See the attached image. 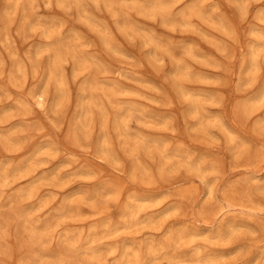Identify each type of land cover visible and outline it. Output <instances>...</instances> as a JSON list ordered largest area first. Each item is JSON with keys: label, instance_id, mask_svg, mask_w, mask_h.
I'll list each match as a JSON object with an SVG mask.
<instances>
[{"label": "clouds", "instance_id": "1", "mask_svg": "<svg viewBox=\"0 0 264 264\" xmlns=\"http://www.w3.org/2000/svg\"><path fill=\"white\" fill-rule=\"evenodd\" d=\"M0 264H264V0H0Z\"/></svg>", "mask_w": 264, "mask_h": 264}]
</instances>
